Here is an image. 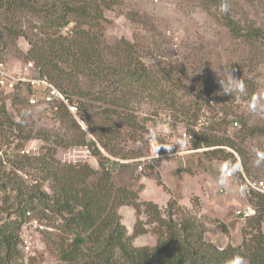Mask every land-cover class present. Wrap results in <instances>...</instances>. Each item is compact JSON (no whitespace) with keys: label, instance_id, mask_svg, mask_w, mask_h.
Instances as JSON below:
<instances>
[{"label":"rangeland","instance_id":"374dc122","mask_svg":"<svg viewBox=\"0 0 264 264\" xmlns=\"http://www.w3.org/2000/svg\"><path fill=\"white\" fill-rule=\"evenodd\" d=\"M41 1L60 5L66 0ZM228 2L226 12L230 13L235 21L244 27L258 25L264 29V0H229ZM221 14V9L216 8L210 0H122L121 4L105 9L100 32L103 35V45L108 47L106 57L110 60L122 59L125 65L130 63L131 57H137L146 66L151 82L148 89L141 91L135 85L132 90L140 92L127 103L121 102L115 107L111 101L120 97V91L116 94L111 91L107 85L110 76L99 79L86 74L73 73V80L62 81V86L73 91L75 95L72 97L75 103L84 107L85 110L80 111L83 123L79 114L76 115L78 117L72 114L69 119H62L54 117L49 113L52 111L44 109L43 106L30 107L27 103L23 108L21 105L12 106V94L0 92V106L5 104L13 119L26 123L28 125L26 129H32L33 134L37 131L43 133L46 131L49 135H55L50 139H56L57 134L59 138L67 139L70 134L78 130L76 129L78 125L80 129L86 131L90 139L96 141V146L101 150L102 155L113 157L112 160L119 162L110 166L113 174L112 194L117 200H124L122 190L125 186L129 193L131 190L137 193V197L128 198L126 201L133 199L139 210L134 205L127 204L129 201L118 206L119 221L126 228L127 235L132 238L131 242L135 248L148 247L155 250L158 247V235L153 232L156 223L150 221V217L145 213L152 211L147 203L156 202L161 192L167 198L166 191L162 190L171 192L172 187L175 189L173 195L179 196L180 183L176 182L174 175L177 169L181 168L187 170L186 177L191 178L190 175L197 173L199 186L194 187L190 182L193 193L191 203L187 206L177 201L174 220L179 222L189 219L203 223L204 240L218 249L238 247L244 239L251 238V233L245 236L244 229L253 234L256 232L247 227L248 219L251 217L242 219L236 214V208L244 210L243 207L252 203L249 196L238 194L235 183L241 185L246 178L264 179V133L258 132L254 136H249L244 142L238 140L236 133L245 122L247 128L264 129V45L259 43L261 40L252 43L246 41L244 36L233 37ZM43 23L42 17L29 10H0V30L6 34L4 39L9 37L7 45L0 43V51L8 67L14 68L17 65L27 64L28 61H32L35 65L33 60L28 59V51L34 42L41 43L40 39L47 37L45 35L49 31ZM73 25L72 23L63 28L62 33L70 35ZM6 26L14 27L22 34L12 35L15 33L10 34L4 29ZM123 39L130 43L134 54L129 53L130 50L126 53L117 47V42ZM221 80L225 83L231 81L235 85L243 83L244 91L238 95L232 93L225 96ZM201 83L209 90L211 86L214 87L213 93L205 95L208 97V104L203 102L202 97L199 98V103L197 102L196 95ZM103 89L106 91L103 92ZM162 92L165 93L164 98L161 96ZM105 108L113 111L110 116L116 125L114 129L123 133L119 138H115L113 143L117 142L122 154H128L127 157H122V154H111L100 144L85 122L84 115L88 112L93 115L91 117L93 123L100 128V123L105 117L102 110ZM121 112L124 114L122 115ZM2 114L0 111V119L4 116ZM125 114L136 116V128L127 126ZM195 118L196 122H194ZM222 118H227L230 122L222 125L220 122ZM236 120L237 125L234 124ZM153 122H157V126L152 127ZM194 123H197L196 126ZM214 127H221V130ZM164 128L173 136L167 138L172 143L171 146L180 151L187 148L192 151L177 156L147 160L143 162L140 170L139 164L142 162L136 159L155 152L156 147L150 145L149 139L158 135V132H164L162 131ZM14 129L11 131L8 127H0V207L2 208L0 219L8 217L10 215L8 211L14 209L16 187L19 185L24 190H28V187L32 190L34 185H41L45 192L54 195L56 184L51 177L45 178V172L40 170L42 164L36 160L37 156L47 152V148H52L48 154L50 158L54 155L61 164L87 162L98 168L100 158L91 147L59 146L55 142L37 139L26 141L25 138L17 135L16 126ZM192 130L232 137L249 151V162L252 167L250 173L243 166L241 154L234 148L225 146L227 150L233 152L238 165L219 157L207 158L204 151L215 147L204 145L194 147L191 143ZM226 130L228 131L225 133ZM184 131L188 133L189 139L183 141L184 138L182 140L179 138ZM127 134L134 136L130 138ZM140 134L143 135V139L138 138ZM164 139L158 138L163 149L170 144ZM29 141L35 147L30 143L27 144ZM24 144L35 148L37 155L29 160L20 158L18 151ZM142 150L144 154L138 156L137 154ZM18 159L20 161L15 163ZM47 164L51 168L56 166L54 163ZM62 172L64 169H61L60 173ZM8 177H11L15 188L9 186L3 190L2 182L7 181ZM223 179L227 182H221ZM96 181L97 177L91 178L87 186L93 187ZM209 181L210 185L207 184ZM205 182L207 186L203 189ZM207 189L211 192L209 193ZM227 193L237 196L239 202L230 206L231 212L228 210L224 214H219L215 209L224 205L222 198L226 197ZM118 196L120 198H117ZM172 200L174 199L169 201ZM166 204L168 202L163 204V208L159 207L168 218L169 208H166ZM35 205L37 208L31 211V216L22 218L25 227L21 226L17 231L19 234L17 250L20 253L17 264H68L60 259L58 250V242L66 234L62 230V216L54 215L52 211L47 210L46 213L50 217H43L40 213L42 204L35 201ZM256 214H259L258 210ZM11 218H16L13 213ZM140 223L144 225L141 226ZM262 232L264 234V223ZM65 237L70 239L69 234Z\"/></svg>","mask_w":264,"mask_h":264},{"label":"trees","instance_id":"16d2710c","mask_svg":"<svg viewBox=\"0 0 264 264\" xmlns=\"http://www.w3.org/2000/svg\"><path fill=\"white\" fill-rule=\"evenodd\" d=\"M210 1L216 8L221 9L222 18L227 27H229L233 37L242 38L244 36L246 41L252 43L261 40L259 43L264 45L263 27L258 25L244 27L235 21L230 13L226 12L228 11L229 0ZM121 3L122 0H66L60 5H55L54 3L41 0H0V10H29L44 19L43 24L49 33L45 35L47 36L46 38L42 37L40 39L41 43L34 42L28 51V59L33 60L39 73L47 76L62 89L72 102H75V99L72 97L75 94L73 91L64 89L62 81L73 80V73L86 74L99 79L110 76L111 78L107 85H109L111 91L115 94L120 91V97L111 101L115 107H118L121 102L127 103L138 92L148 89L151 82L146 66L137 57H131L128 65H125L122 59L110 60L106 57L108 47L107 45H103V35L100 32L101 21L105 18L104 10L111 9ZM72 23L74 24L72 33L70 35L63 34V28ZM12 28L14 29V27H4L10 34L15 33L12 35L19 36L22 34L20 31L13 30ZM5 35L4 31L0 30V43L7 45L9 37L7 36L4 39ZM117 45V47H120L126 53L129 50V53H135L132 51L130 43L125 39L117 42ZM61 64L65 65V67ZM135 85H137L140 91L132 90ZM213 90L214 87L211 86L209 90L205 84L201 83L196 95V98H198L197 102L199 103V98L202 97L203 102L208 104L209 100L205 95L213 93ZM102 91L105 92L106 89ZM232 93L234 95L241 94V92L235 89ZM10 94H12V106L21 105V108H23L26 103L30 106L27 99L20 92L16 91ZM224 95L227 96L225 92ZM161 96L164 98L165 93L162 92ZM77 107V115L79 114L82 119L80 111L84 107L82 104L77 105ZM45 108L52 111L49 113L54 117L69 119L72 116L67 106L62 102L49 104L44 106ZM0 111L4 115L1 116L0 127H8L13 131L16 126V130H18L17 135L25 138L24 140L26 141L28 139H37L38 141L55 142L59 146L77 145L91 147L95 149V153L100 158L98 169L87 162L61 164L55 159L54 155L51 158L48 155L52 151L51 147H46L47 152L36 157V160L42 164L40 170L45 172V178L51 177L53 183L58 188L55 185L56 191L54 195H50L42 189L41 185H34L32 190L30 187H28V190H24L20 185L16 187L15 207L12 211H8V214H10L8 217L0 219V264H17V259L20 255L17 250L19 244V234L17 231L21 229L24 221L22 218L26 217L27 212L36 210L35 201L42 204L43 208L40 213L43 217H50L46 213L47 210L52 211L54 215L62 216V230L66 234L60 238L58 250L60 259L68 264H187L188 262L193 264H229V261L237 255L243 257L246 264H264V234L262 232V225L264 223V194L255 191H251L249 194L243 193L246 197L249 196L251 198L252 204L249 205L256 207L253 206L255 212L247 216V218L251 217L248 219L249 223L247 227L256 230V232L253 234L244 229L245 236L251 233L252 237L244 239L243 243L238 247L218 249L213 244L204 240L205 226L203 223L189 219H183L179 222L174 220L175 207L178 204V200L174 199L169 201L166 207L169 208L168 218H166L165 212H162L156 202L147 203V206L151 207L152 211H146L145 213L150 217V221L156 223L153 232L158 235V247L155 250L148 247L135 248L131 242L132 238L127 235L126 228L119 221L118 206L128 202L129 200L126 201L128 198L137 197V193L132 190L129 193V190L125 186L122 190L124 192V200H117L112 194L113 174L111 173L112 167L110 166L116 165L119 162L112 160L111 158L113 157L110 158L107 155H102L101 150L96 146V141L90 139L86 131L80 129L78 125L76 126L78 130L70 134V137L67 139L59 138L58 134L56 135V139H50V137L53 138L55 135H49L46 131L44 133L37 131L33 134L32 129H26L28 126L26 123L14 120L7 111L5 104L0 106ZM112 112L108 108L102 110L105 117L100 123V128L93 123L91 120L93 115L88 112H85L84 115L85 122L88 123L89 129L105 149L113 155H120L122 154V150L118 147V143H113V141L123 133L121 134L119 130L114 129L116 125L110 116ZM121 113L122 115L124 114L123 112ZM196 118L194 122H196ZM125 122L127 126L136 128L137 121L135 115L125 114ZM220 122L222 125H226L230 121L227 118H222ZM235 122L238 121L236 120ZM194 124L196 126L197 123ZM155 126H157V122L152 123V127ZM220 128L216 129L221 130ZM145 132L149 133L147 130ZM258 132L264 133V129L259 130L258 127L247 128L245 122L238 133H236V136L238 140L240 139L241 142H244L249 136H254ZM127 135L130 138L134 136L131 134ZM192 135L191 143L194 147H201L203 145L215 147L204 151L207 158L219 157L223 160H231L234 165H238L233 152L225 148V146L231 147L241 154L245 170L248 173L252 170L249 162V151L244 149L242 145L229 135H218L199 130H192ZM138 138L143 139V135H138ZM26 145L24 144L18 152L21 155L20 158L29 160L37 154L22 155L20 151L25 149ZM143 154L142 150L137 155ZM121 156L127 157L128 154L124 153ZM18 161L20 160L18 159L15 163H18ZM47 163H54L56 166L55 168H51ZM126 166L130 167L131 165ZM61 169H64V172L60 173ZM94 177H97V183L89 188L87 186L89 180ZM240 177L242 178V175ZM9 186L15 188L11 177H8L7 181L2 182L3 190H6ZM238 189H240V185ZM7 198L9 197L7 196ZM117 198H120V196ZM127 204H132L139 210L138 205L134 203L133 199H130ZM0 209L2 208L0 207ZM246 209L247 207L244 208V211ZM256 210L259 212L258 215L256 214ZM12 213L15 215V219L11 218ZM140 224L141 226L144 225V223ZM136 230L138 231V229ZM140 232L142 233L143 229ZM67 234H69L70 239L69 237H65Z\"/></svg>","mask_w":264,"mask_h":264},{"label":"built area","instance_id":"2783aa9c","mask_svg":"<svg viewBox=\"0 0 264 264\" xmlns=\"http://www.w3.org/2000/svg\"><path fill=\"white\" fill-rule=\"evenodd\" d=\"M16 91L20 92L27 99L30 106L44 107L49 104L62 102L67 106L71 114L75 116L77 115L78 107L76 103L72 102L65 95L62 89H60L55 83H53L47 76L41 75L32 61H28L27 64L17 65L14 68H10L7 66V63H5V60L0 51V92L14 93ZM234 124L237 125L238 122H234ZM82 126L85 127L84 124H82ZM163 130L164 132H158V135H154L152 138H150V145L152 147H156V153L154 152L153 154H148L143 157L141 156L140 158L136 159V161L142 162L139 164L140 170H142L143 162H147V160L167 158L171 156L181 155L184 152L192 151L189 148H187V150L185 149L186 151L175 149L173 146H171L172 143L167 140V138L169 136L171 137L172 135H169V131L166 128L162 129V131ZM158 138L159 140L165 138L164 141L170 143L168 144L169 146L163 149L162 146H160L161 142H159ZM182 138H184L183 141L189 139L188 133L186 131L182 133V136H180L179 139L182 140ZM30 144L31 146H33V143ZM33 147H26L25 149H22L20 153L22 155L36 154V152L34 151L35 148ZM243 181L244 182L240 185V191L242 193L249 194L251 191H255L257 193L264 194V179L246 178V180ZM254 212L255 208L249 205L245 211L239 209L237 211V215H241L240 217L242 219H246L248 215H251ZM29 216H31L30 211L27 212L26 218H28ZM22 227H25V222L23 223Z\"/></svg>","mask_w":264,"mask_h":264},{"label":"crops","instance_id":"0c3cea01","mask_svg":"<svg viewBox=\"0 0 264 264\" xmlns=\"http://www.w3.org/2000/svg\"><path fill=\"white\" fill-rule=\"evenodd\" d=\"M187 172V170H184V169H177V173H175V175H174V177H175V179H176V182L177 183H180V186H178V190H179V188H181V191H179V192H181V193H179L177 196L178 197H175L174 195H173V192H174V188L172 187V191L171 192H169V191H167V190H162L163 192L164 191H166V193H167V198H165L164 197V195H163V193L161 192V196L159 197V199L156 201V203L160 206V207H162L163 206V204H165V203H167V202H169V200H171L172 198L173 199H177L181 204H183V205H187V206H189L190 205V203H191V201H190V199H191V195H193V193H191V185H190V182H191V184L193 183L194 184V187H198L199 186V182H198V179L199 178H197V173H196V175H190L191 176V178L190 177H186V173ZM205 179V178H204ZM203 179V180H204ZM206 181V180H205ZM223 181V183H225V182H227V180L226 179H223V180H221V182ZM207 184L208 185H210V181L209 182H207ZM207 184H206V182H205V186H204V188L203 189H205V187L207 186ZM238 185H239V183L238 184H236L235 183V186H236V188H237V190L239 191V193L238 194H241L242 196H244V197H246L241 191H240V189H238ZM177 190V191H178ZM208 190V192L210 193L211 192V190L210 189H207ZM223 191V190H222ZM196 194V193H195ZM226 197H224V198H222L223 200H224V205L222 206V207H220V208H217V209H215L217 212H219V214H224L226 211H230V210H232L231 208H230V206L231 205H234L235 203H237V202H239V199L237 198V196L235 197V196H233L232 194H230V193H227V195H225ZM200 201L202 202V200L200 199ZM211 201V200H210ZM213 201H215V200H213ZM212 202V201H211ZM218 203V202H217ZM233 203V204H232ZM167 205V204H166ZM248 205V204H247ZM247 205L245 206V207H247ZM245 207H243V208H245ZM163 208V207H162ZM239 209H241V208H236V214H237V211L239 210ZM231 212V211H230ZM240 217V216H239Z\"/></svg>","mask_w":264,"mask_h":264},{"label":"clouds","instance_id":"9594fccd","mask_svg":"<svg viewBox=\"0 0 264 264\" xmlns=\"http://www.w3.org/2000/svg\"><path fill=\"white\" fill-rule=\"evenodd\" d=\"M221 84H222L223 90H225L226 94H231L234 89L239 91V92L244 91L243 83H240L239 85H235V84H232L231 81H228L227 83H225L223 80H221ZM255 110L256 109L254 108L253 111H255ZM83 128H85V127H83ZM229 264H246V261L243 257L237 255L231 261H229Z\"/></svg>","mask_w":264,"mask_h":264}]
</instances>
